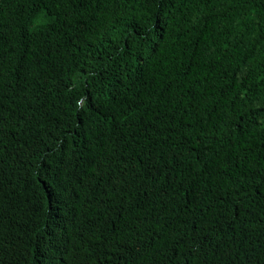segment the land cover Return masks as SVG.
<instances>
[{
	"label": "trees",
	"instance_id": "trees-1",
	"mask_svg": "<svg viewBox=\"0 0 264 264\" xmlns=\"http://www.w3.org/2000/svg\"><path fill=\"white\" fill-rule=\"evenodd\" d=\"M0 264H264V0H0Z\"/></svg>",
	"mask_w": 264,
	"mask_h": 264
}]
</instances>
